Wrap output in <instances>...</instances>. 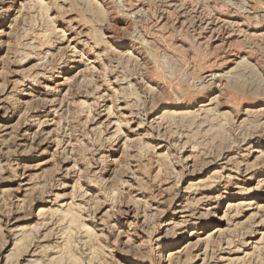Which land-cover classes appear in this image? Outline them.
I'll return each instance as SVG.
<instances>
[{
	"label": "rangeland",
	"instance_id": "rangeland-1",
	"mask_svg": "<svg viewBox=\"0 0 264 264\" xmlns=\"http://www.w3.org/2000/svg\"><path fill=\"white\" fill-rule=\"evenodd\" d=\"M0 264H264V0H0Z\"/></svg>",
	"mask_w": 264,
	"mask_h": 264
}]
</instances>
